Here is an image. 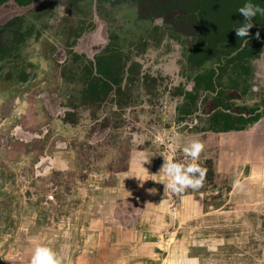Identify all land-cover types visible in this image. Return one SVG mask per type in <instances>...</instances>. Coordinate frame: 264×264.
Segmentation results:
<instances>
[{
  "label": "rangeland",
  "instance_id": "obj_1",
  "mask_svg": "<svg viewBox=\"0 0 264 264\" xmlns=\"http://www.w3.org/2000/svg\"><path fill=\"white\" fill-rule=\"evenodd\" d=\"M185 1L0 6V264H30L37 246L62 264H264V205L243 197L257 191L243 179L254 149L264 158V117L255 131L209 130L220 91L233 113L264 111V49L243 84L222 73L226 51L207 64L217 93L199 90L193 104L184 94L197 72L184 56L192 26L169 8ZM113 40L122 90L88 101L86 70ZM194 140L204 145L202 186L178 196L160 188L150 205L149 192L170 179L163 163L193 162L182 148ZM187 194H202V207L186 216Z\"/></svg>",
  "mask_w": 264,
  "mask_h": 264
},
{
  "label": "trees",
  "instance_id": "obj_2",
  "mask_svg": "<svg viewBox=\"0 0 264 264\" xmlns=\"http://www.w3.org/2000/svg\"><path fill=\"white\" fill-rule=\"evenodd\" d=\"M6 1L8 0H0V5ZM30 1L18 0L22 5H27ZM244 3L245 0H194L189 1L188 6L179 4L192 26L190 37L187 38L189 41H186L184 56L190 68H195L197 72L193 79L195 89L186 91L184 94L186 99L193 104L199 97V90L217 93L216 79L219 75L214 67L210 68L207 64L212 62L221 64L224 61L223 54L225 53L223 52L226 51L229 58L225 59L224 66L220 67L222 73L226 74L228 70H231L236 74L237 79L233 82L241 80L243 84L247 82L245 77L250 72L249 63L263 51L264 15L257 14L253 18V27L249 30L247 37L240 38L235 33L234 28L243 22V16L238 9ZM253 3L264 8V0H253ZM171 6L175 5L171 4ZM114 40V43L110 41L97 56V66L94 67L91 62V67L86 70L89 83L83 94L88 101H105L115 89L116 91L122 90L124 55L118 41ZM229 96L228 92L220 91L213 98L214 108L209 115V130L216 133L243 131L260 117L258 113L251 115L255 109L231 112V105L227 103ZM231 96L234 98L236 94L233 93Z\"/></svg>",
  "mask_w": 264,
  "mask_h": 264
},
{
  "label": "clouds",
  "instance_id": "obj_3",
  "mask_svg": "<svg viewBox=\"0 0 264 264\" xmlns=\"http://www.w3.org/2000/svg\"><path fill=\"white\" fill-rule=\"evenodd\" d=\"M238 11L243 16V22L234 30L237 37L245 38L253 27V18L257 14L264 15V8L254 4L253 0H245ZM158 22L162 24V18ZM257 36H259V33H257ZM203 147L202 142L194 140L182 148V151L193 161L191 163L185 164L172 159H169L166 164L163 163L162 167L167 177L170 178L165 187L172 192L183 193L187 188L199 189L202 186L206 170L201 168L195 161ZM30 264H62V260L51 248L37 246L31 256Z\"/></svg>",
  "mask_w": 264,
  "mask_h": 264
},
{
  "label": "crops",
  "instance_id": "obj_4",
  "mask_svg": "<svg viewBox=\"0 0 264 264\" xmlns=\"http://www.w3.org/2000/svg\"><path fill=\"white\" fill-rule=\"evenodd\" d=\"M257 113L258 114L260 113V117L258 118V120L254 121L253 124L249 125L251 131H255L253 126L257 125V123L259 121H261V119L264 117V111L261 113V110H257V109L251 115L254 116ZM251 131L249 132V134H253V132H251ZM254 145H257V143H255ZM261 149H263V148H261ZM256 150H257V148L254 149V153L252 152L253 154L251 155L254 157H252L250 160H248L246 162V174H245L243 180L245 182V185L250 184V187H255L257 189V191L254 194L252 192L250 193V191L247 193V191H246V192H244L243 197H245V198L250 197V198L254 199L258 195H260L261 196L260 197V203L262 204L261 206H263L264 205V158H262L260 161L258 159V153ZM262 155L264 156V154H262ZM262 155H260V156H262ZM233 170H235V168L231 169L230 173H232ZM230 176H231L230 178H233V180H234V173H233V175L231 174ZM257 178L260 179V184L253 182V180L257 179ZM240 183L237 184V182H234L232 184V188H233V190H231L232 193H234V191L236 190V188H238L237 186ZM160 188H165V190L168 189L167 187L162 186V187H157L153 191H150L149 195L147 197L149 201L151 200L150 205H154L155 202L157 203L159 201L160 197L157 195V191L160 193V191H161ZM170 193H172V194L174 193L175 195H177L175 192H172L171 190H170L169 194ZM248 195H250V196H248ZM239 196L242 197V195H239ZM180 205H181V207H180L181 210H183L184 213H186V216L189 215V213H190V215H192V214H194L200 210V206L202 207V194H196V195L195 194H187V195L181 196ZM171 206L172 205L170 204V211H171V208H173ZM175 210L178 212L177 208ZM153 215H156V213L153 212Z\"/></svg>",
  "mask_w": 264,
  "mask_h": 264
},
{
  "label": "flooded vegetation",
  "instance_id": "obj_5",
  "mask_svg": "<svg viewBox=\"0 0 264 264\" xmlns=\"http://www.w3.org/2000/svg\"><path fill=\"white\" fill-rule=\"evenodd\" d=\"M10 1H13L14 3H16L18 6H20V7H25V6H28V5H30V4H32L34 1H36V0H31L30 2H29V4H27V5H22V4H20L19 2H18V0H8V1H6L5 3H7V2H10ZM100 1V0H99ZM101 1H103V2H111V1H118V0H101ZM189 1H194V0H186L185 1V4L184 5H186V6H188L187 5V3L189 2ZM4 3V4H5ZM171 4H174L176 7H181L180 5H179V3H170L169 4V8L170 7H173V8H175V6H171ZM3 5V4H2ZM1 6V5H0ZM182 8V7H181ZM183 9V8H182ZM17 19V18H16Z\"/></svg>",
  "mask_w": 264,
  "mask_h": 264
},
{
  "label": "bare ground",
  "instance_id": "obj_6",
  "mask_svg": "<svg viewBox=\"0 0 264 264\" xmlns=\"http://www.w3.org/2000/svg\"><path fill=\"white\" fill-rule=\"evenodd\" d=\"M45 168V167H44Z\"/></svg>",
  "mask_w": 264,
  "mask_h": 264
}]
</instances>
